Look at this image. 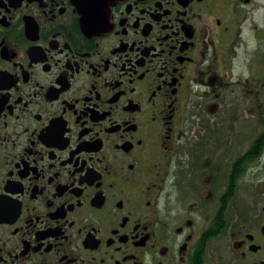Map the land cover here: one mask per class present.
I'll list each match as a JSON object with an SVG mask.
<instances>
[{
  "label": "flooded vegetation",
  "instance_id": "flooded-vegetation-1",
  "mask_svg": "<svg viewBox=\"0 0 264 264\" xmlns=\"http://www.w3.org/2000/svg\"><path fill=\"white\" fill-rule=\"evenodd\" d=\"M257 14L0 0V264H264Z\"/></svg>",
  "mask_w": 264,
  "mask_h": 264
},
{
  "label": "rangeland",
  "instance_id": "rangeland-1",
  "mask_svg": "<svg viewBox=\"0 0 264 264\" xmlns=\"http://www.w3.org/2000/svg\"><path fill=\"white\" fill-rule=\"evenodd\" d=\"M253 20L254 21H252L249 26L245 27L244 32L241 35V39L237 43V49H235V51L239 58L237 57V55H235V58L233 59L235 65L241 64L240 65L241 71H243V73L246 75H247V65L243 66L242 62L245 61V58H247L248 55H250V58H251L252 54H255L256 63L261 62V60L264 59V23H263V20L259 18L258 14L254 17ZM254 23H256L257 25L260 24L257 30L250 29ZM258 36L261 37L260 38L261 40L257 39ZM250 58H249V62H250ZM259 64L261 66V63ZM248 70H249V67H248ZM259 72L261 73L260 70ZM262 82H264V75L261 78L257 79V82H256L258 84V88L260 89L264 88V85H262ZM228 100H229V96H228Z\"/></svg>",
  "mask_w": 264,
  "mask_h": 264
}]
</instances>
